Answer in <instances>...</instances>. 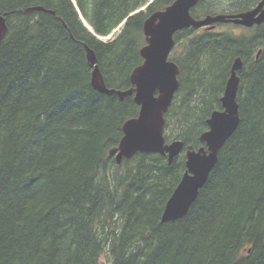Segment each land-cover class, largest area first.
<instances>
[{
  "label": "trees",
  "instance_id": "16d2710c",
  "mask_svg": "<svg viewBox=\"0 0 264 264\" xmlns=\"http://www.w3.org/2000/svg\"><path fill=\"white\" fill-rule=\"evenodd\" d=\"M173 1L0 0V264H264V23L176 32L179 89L163 136L182 151L171 164L136 153L118 165L109 153L139 108L93 89L84 45L106 87L127 90L144 20ZM259 1L198 0L190 13L236 14ZM236 58L239 124L188 212L161 223Z\"/></svg>",
  "mask_w": 264,
  "mask_h": 264
},
{
  "label": "water",
  "instance_id": "95a60500",
  "mask_svg": "<svg viewBox=\"0 0 264 264\" xmlns=\"http://www.w3.org/2000/svg\"><path fill=\"white\" fill-rule=\"evenodd\" d=\"M197 2L198 0H175L163 10L150 14L144 20L142 32L145 44L139 50L142 63L132 70L129 77L131 87L127 90L106 87L93 50L84 45L87 64L91 68L93 89L104 95H115L120 101L132 97L134 104L139 108L136 117L127 119L123 123V135L118 146L109 152L118 165L122 160L130 159L136 153L166 156L168 164H171L183 149L181 141L174 140L166 143L163 136L164 115L168 112L175 93L179 89V68L169 59L175 46L176 32L189 28L213 29L217 23H229L245 28L264 23V0H260L253 8L240 13L207 15L195 19L190 11ZM36 10H42V8H29L23 12L29 13ZM6 16H8L7 13L0 15V43L7 33ZM83 26L92 33L84 21ZM259 54L260 50L256 58ZM241 68L242 61L236 58L231 65L230 74L220 98L221 109L211 112L206 121L208 129L200 135V141L204 143V146L198 149L186 147L185 172L164 205L161 223L179 219L188 212L217 163L219 151L237 128L239 124L237 72Z\"/></svg>",
  "mask_w": 264,
  "mask_h": 264
},
{
  "label": "rangeland",
  "instance_id": "374dc122",
  "mask_svg": "<svg viewBox=\"0 0 264 264\" xmlns=\"http://www.w3.org/2000/svg\"><path fill=\"white\" fill-rule=\"evenodd\" d=\"M122 27V26H121ZM223 28H225V27H219L218 29L219 30H221V29H223ZM227 28H229V29H231V30H234L235 32H241L242 31V29H240V28H235V27H232V26H229V27H227ZM119 32H120V29L118 28V29H116V30H114V32L112 33V35H110V36H107V37H102V38H100L102 41H104V42H107V41H111V40H113L118 34H119ZM180 48V47H179ZM171 61H173L172 59H170ZM174 62V61H173Z\"/></svg>",
  "mask_w": 264,
  "mask_h": 264
},
{
  "label": "flooded vegetation",
  "instance_id": "af4514ba",
  "mask_svg": "<svg viewBox=\"0 0 264 264\" xmlns=\"http://www.w3.org/2000/svg\"><path fill=\"white\" fill-rule=\"evenodd\" d=\"M226 24H229V23H226ZM230 26L235 27V28L237 27V28H240V29H241V28L247 29V28H245V27H242V26H239V25H234V24H230ZM214 28H216V25H214ZM214 28H213V29H214ZM203 29H207V27H203ZM207 30H209V29H207ZM211 30H212V29H211Z\"/></svg>",
  "mask_w": 264,
  "mask_h": 264
},
{
  "label": "bare ground",
  "instance_id": "6f19581e",
  "mask_svg": "<svg viewBox=\"0 0 264 264\" xmlns=\"http://www.w3.org/2000/svg\"><path fill=\"white\" fill-rule=\"evenodd\" d=\"M74 2V1H73Z\"/></svg>",
  "mask_w": 264,
  "mask_h": 264
}]
</instances>
